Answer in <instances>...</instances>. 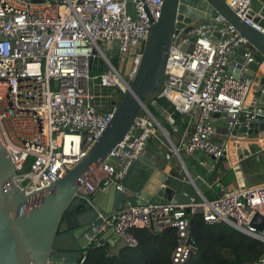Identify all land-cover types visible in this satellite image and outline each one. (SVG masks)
I'll return each instance as SVG.
<instances>
[{
  "label": "built area",
  "instance_id": "obj_1",
  "mask_svg": "<svg viewBox=\"0 0 264 264\" xmlns=\"http://www.w3.org/2000/svg\"><path fill=\"white\" fill-rule=\"evenodd\" d=\"M223 1L244 24L264 35V28L253 22L264 0ZM254 2L261 7L252 16ZM162 5L163 0H0V141L16 170L15 182L28 198V208L86 156L110 124L138 74L149 28L159 22ZM210 20L212 26L190 32L195 42L189 54L181 51L189 37L180 39L173 34L160 87L146 101L124 142L108 156L119 161L118 168L105 163L93 168L81 189L101 168L107 173L86 193L111 185L122 190L124 170L143 152L148 138L156 137V130L161 134L160 126L168 140L169 133L178 132L175 116L189 118L191 125L180 142L182 151L203 153L216 161L228 157L232 135H226L229 141L224 144L211 140L216 135L214 114L226 113L230 128L241 114L261 117L264 125V107L247 106L252 81L227 76L226 71L239 48L246 50V64L255 61L253 48L222 17ZM110 42H118L116 66L106 54L114 51L107 46ZM91 60L96 61L94 72ZM100 62L107 72H98ZM103 89L108 90L105 96ZM158 98L167 102L166 108L157 105ZM170 107L172 114L168 113ZM238 138L236 135L235 142ZM138 141L134 153L128 145ZM256 143L263 145L262 140ZM171 147L178 156L179 149ZM237 163L229 164L233 172ZM197 214L207 225L225 224L264 244V232L252 226L256 215L264 219V184L236 186L211 201L201 198L189 204L170 201L129 206L108 216L100 230L111 228L114 242L135 248L138 242L132 231L136 229L155 233L175 229L177 244L171 263L184 264L197 252L190 234L191 220ZM99 233L94 236L96 247L104 245L97 240ZM85 257L86 250L76 264H82ZM258 263H264V257Z\"/></svg>",
  "mask_w": 264,
  "mask_h": 264
},
{
  "label": "water",
  "instance_id": "obj_2",
  "mask_svg": "<svg viewBox=\"0 0 264 264\" xmlns=\"http://www.w3.org/2000/svg\"><path fill=\"white\" fill-rule=\"evenodd\" d=\"M259 7L261 3H253L252 16ZM218 17L233 26L257 55L255 61L246 64V50L239 48L229 62L227 76L253 81L264 64L263 34L244 24L223 0H163L159 22L149 28L138 74L121 98L110 124L86 156L30 208L27 207L28 198L20 190L21 185L15 182L16 170L0 141V264H76L82 252L95 244V233L112 213L146 203L172 201L189 204L192 200L205 199L209 186L203 182L198 168H190L183 162L181 172L167 171V161L147 151L146 145L124 170L120 181L122 190L111 185L97 193H86L82 191L81 183L85 175L103 165L109 154L124 142L135 120L144 111L146 101L160 87L173 34L184 39L201 26H212L210 19ZM260 17H264V7L260 15L253 18L254 23L264 28V20ZM194 42L195 37H189L188 44H184L181 51L191 53ZM107 46L114 50L111 54L106 51V54L116 66L118 42L107 43ZM95 62H90L93 72L96 71ZM100 64L98 72H107V67ZM257 98L260 101L258 106L264 107V73L251 108L256 105ZM168 113H173L172 107L168 108ZM213 119L224 124L226 135L256 139L258 132L264 131L261 117L241 114L232 128L226 113L214 114ZM160 132L166 141H170L161 126ZM137 135L138 132L134 136ZM248 152L240 151L239 160ZM226 158L224 155L216 161L203 153L195 156L203 169L210 173L208 182L214 181L215 173H219L215 164L225 162ZM227 192L225 188L220 195ZM252 226L264 232V219L256 215ZM108 230L112 235L108 243L114 244L116 238L112 229ZM97 240L102 241L98 237Z\"/></svg>",
  "mask_w": 264,
  "mask_h": 264
},
{
  "label": "trees",
  "instance_id": "obj_3",
  "mask_svg": "<svg viewBox=\"0 0 264 264\" xmlns=\"http://www.w3.org/2000/svg\"><path fill=\"white\" fill-rule=\"evenodd\" d=\"M156 102L159 107L166 108L168 105L161 98L156 99ZM149 110L159 118V112L153 108ZM150 142H153V138H148L146 145ZM240 165L245 176H250L252 181L261 180L264 184V153L260 149L242 158ZM218 167L222 170L220 179L204 194L210 201L220 197V187L228 189L235 182L234 172L229 167H225L223 163ZM190 234L197 252L184 264H256L264 257L262 242L225 224L207 225L200 214L192 218ZM132 235L138 242L137 247L120 246L113 249L108 243H104L102 247L92 244L87 248L82 264H172L171 252L177 244L175 229L168 228L159 233L136 229L132 231Z\"/></svg>",
  "mask_w": 264,
  "mask_h": 264
},
{
  "label": "crops",
  "instance_id": "obj_4",
  "mask_svg": "<svg viewBox=\"0 0 264 264\" xmlns=\"http://www.w3.org/2000/svg\"><path fill=\"white\" fill-rule=\"evenodd\" d=\"M261 67H263V71H262V74H263L264 73V64H262L260 66V68ZM260 68H259L258 72L260 71ZM258 72L256 73V75L252 81V85L254 83V80H255ZM262 74H261V76L257 82V85L253 91V94L250 97L248 96V100H247V106L248 107H251V105L253 104V101L255 100L256 90L258 88V84H259V81L262 77ZM251 88H252V86H251ZM251 88H250V90H251ZM259 102L260 101L257 98L256 99V105H258ZM263 102H264V100H263ZM160 120H161V122H163L165 124V122L162 118ZM176 120L178 121L180 127H179L178 132L169 133L170 134V136H169L170 142L166 141L161 135L160 136L162 137V139L158 138L156 136V137H153V142H150L146 145V150L152 154L159 155L162 161L166 160L167 161V167H166L167 171H172L175 173L181 172L183 162L188 164L190 168H198L199 170L203 169V166H201L198 163V161L195 159V156L197 153H194L192 155L184 153L182 151V146L180 144L182 138H184L191 131V125H188L189 118H181V117L177 116ZM166 129L169 130L168 128H166ZM263 133H264V131L258 132V136L256 139H243V137H239L238 141L234 142V146H235L234 147L235 148L234 153H235L236 161H238V163H237L238 168H236L235 172H234L235 182L231 185V187L228 188V190H231L232 188H234L236 186H240L241 188H244L245 186L246 187H254V186L261 185L263 183V181H261V180H253L252 181L250 176L247 177L244 175V172L242 171L241 165H240V162L242 159L239 160V154H238L240 151L241 152L249 151L247 155H252L256 152L257 149L264 150V134ZM171 135H174L175 139H172ZM156 140L158 141L157 144H156V142H157ZM211 140L217 144H224L226 141L227 142L229 141V138L226 136V129L224 127V124L221 121L217 122L216 135L213 136ZM258 140H262L263 145L257 144L256 142ZM230 143H231V140L229 141V144H228L229 145L228 146V153H229ZM171 146L179 149V155L178 156H177V154H175L173 152V150L171 149L172 148ZM245 157H246V155H243V158H245ZM226 159L227 160L225 162H222V163L225 167L230 168L229 164H230V162H233L234 160L232 157H230L229 154H228V157ZM222 163L219 162V163L215 164V168L217 170H219V173H215V175H214L215 180L212 181L211 183L208 182V178L210 177V173L206 172L203 169V171L206 172V178L202 177V176H201V178L203 179L204 183L208 184V186H209L208 190H210L212 188V186L214 184H216L218 182V180L220 179V176L222 174V170L218 166ZM233 164H235V163H233ZM220 188H221V190L225 189L222 187H220ZM108 229H109V227H106L104 230H100V233L98 234V238L101 239L104 243H108V241L110 240V238L112 236L111 232H109ZM108 245L113 249L120 247V245L117 242H114V244L108 243Z\"/></svg>",
  "mask_w": 264,
  "mask_h": 264
},
{
  "label": "bare ground",
  "instance_id": "obj_5",
  "mask_svg": "<svg viewBox=\"0 0 264 264\" xmlns=\"http://www.w3.org/2000/svg\"><path fill=\"white\" fill-rule=\"evenodd\" d=\"M262 71H263V67L260 68V71L258 72L255 80H254V83L252 85V88L249 92V97L253 94V91L257 85V82L262 74ZM141 141V140H140ZM140 141H138L137 143L135 144H130L128 145L133 151L134 153L138 150L139 148V144H140ZM234 142H235V136L232 135V140H231V143H230V147H229V155L230 157L233 158V163L236 162V157H235V146H234ZM123 158L128 162V157L126 156V154H123L122 155ZM98 174H94V175H91L89 176V178H87L84 182H83V187H82V191L84 192H92L94 189H95V186L96 184L98 183V181H100L101 178H103L107 171L104 169V168H101L99 171H97Z\"/></svg>",
  "mask_w": 264,
  "mask_h": 264
},
{
  "label": "rangeland",
  "instance_id": "obj_6",
  "mask_svg": "<svg viewBox=\"0 0 264 264\" xmlns=\"http://www.w3.org/2000/svg\"><path fill=\"white\" fill-rule=\"evenodd\" d=\"M255 57H256V58H255ZM254 58L257 59V55H255ZM162 78H163V77H162ZM107 93H108V90H106V89H103V90H102V95L105 96ZM161 124H162V126L165 127V124H164L163 122H161ZM263 134H264V133H263ZM160 135H161V134L156 130V136H157L158 138H161V139H162V137H161ZM171 138H172V139H175L174 135H171ZM105 164H106V165H109V166H112V167H116V168H118L119 161H118L117 159H114V158L110 157V158H108V159L105 161ZM199 173L201 174L202 177H205V178H206V172H204L203 169H200V172H199ZM252 202H253L254 205H256V198H255V196L252 197Z\"/></svg>",
  "mask_w": 264,
  "mask_h": 264
}]
</instances>
